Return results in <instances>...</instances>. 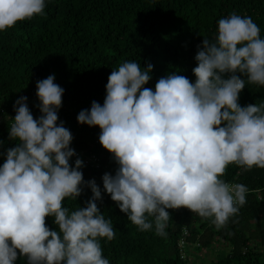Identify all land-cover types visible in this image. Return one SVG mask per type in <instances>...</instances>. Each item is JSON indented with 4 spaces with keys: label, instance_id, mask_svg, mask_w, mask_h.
<instances>
[{
    "label": "clouds",
    "instance_id": "1",
    "mask_svg": "<svg viewBox=\"0 0 264 264\" xmlns=\"http://www.w3.org/2000/svg\"><path fill=\"white\" fill-rule=\"evenodd\" d=\"M46 7V0H0V32L44 16ZM197 48L195 82L173 72L153 90L145 85L154 66L125 61L109 75L103 105L92 101L77 116L99 126V141L118 165L115 174H103V190L140 231L154 227L161 237L168 235L169 209L187 208L224 228L247 192L222 178L228 167L264 169V102L239 103L246 85L264 86L260 27L233 11ZM64 92L54 74L37 81L38 119L26 96L14 104L9 139L17 145L0 166V264L19 257L27 264H111L101 240L116 232L98 206L101 187L84 179L82 159L72 166L74 137L58 123ZM85 187L93 193L85 207L65 206ZM49 216L58 230L47 225Z\"/></svg>",
    "mask_w": 264,
    "mask_h": 264
},
{
    "label": "trees",
    "instance_id": "2",
    "mask_svg": "<svg viewBox=\"0 0 264 264\" xmlns=\"http://www.w3.org/2000/svg\"><path fill=\"white\" fill-rule=\"evenodd\" d=\"M44 16L18 22L0 32V166L8 148L17 141L9 139L10 124L16 115L14 104L22 96L38 119L42 114L36 95L37 81L55 75V83L65 89L58 111L73 134L71 147L96 153L99 166L86 165L81 171L86 181L95 179L102 190L97 201L105 218H111L116 237L101 240L103 253L111 264H201L183 257L178 245L185 228L190 229L187 243L197 248H225V254L207 264H264V169L245 170L235 164L224 177L228 183L247 188L246 203L222 229L187 208L169 209L171 218L167 237L140 231L121 212L103 190V174H115L118 165L99 141V126L81 124L77 116L90 109L92 101L103 105L106 84L113 68L125 61L142 67L151 63L152 79L145 87L155 90L159 78L177 73L195 82L197 45L204 36L214 39L218 20L235 11L250 16L264 38V0H46ZM241 78H244L243 76ZM264 102V86L246 85L240 93L241 106ZM72 164V161L70 160ZM75 167L74 164H72ZM85 187L76 199H66L70 210L85 207L92 197ZM46 223L58 230L54 217ZM15 264H27L19 257Z\"/></svg>",
    "mask_w": 264,
    "mask_h": 264
},
{
    "label": "built area",
    "instance_id": "3",
    "mask_svg": "<svg viewBox=\"0 0 264 264\" xmlns=\"http://www.w3.org/2000/svg\"><path fill=\"white\" fill-rule=\"evenodd\" d=\"M75 152L76 155L71 158L72 164L75 165V160L77 158H80L83 160L84 166L86 165H95L97 167L99 166L100 157L96 153H89V152L85 153L83 150H75ZM230 184H235V183H230ZM189 235H190V229L185 228L178 242L180 252L183 257L186 255V249L188 247L187 237ZM195 245L199 246L200 244L199 242H196Z\"/></svg>",
    "mask_w": 264,
    "mask_h": 264
},
{
    "label": "rangeland",
    "instance_id": "4",
    "mask_svg": "<svg viewBox=\"0 0 264 264\" xmlns=\"http://www.w3.org/2000/svg\"><path fill=\"white\" fill-rule=\"evenodd\" d=\"M186 252L191 256L190 260H197L201 264H207L210 260L225 254V248H221L220 246L205 249V248H197L194 243L189 244ZM227 253V252H226Z\"/></svg>",
    "mask_w": 264,
    "mask_h": 264
}]
</instances>
